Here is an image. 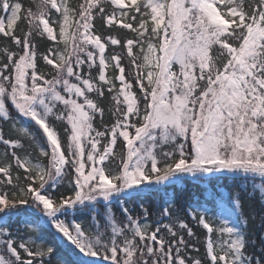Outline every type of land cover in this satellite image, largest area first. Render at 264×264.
Returning a JSON list of instances; mask_svg holds the SVG:
<instances>
[{
  "label": "snow or ice",
  "instance_id": "obj_1",
  "mask_svg": "<svg viewBox=\"0 0 264 264\" xmlns=\"http://www.w3.org/2000/svg\"><path fill=\"white\" fill-rule=\"evenodd\" d=\"M0 264H264V0H0Z\"/></svg>",
  "mask_w": 264,
  "mask_h": 264
},
{
  "label": "trees",
  "instance_id": "obj_2",
  "mask_svg": "<svg viewBox=\"0 0 264 264\" xmlns=\"http://www.w3.org/2000/svg\"><path fill=\"white\" fill-rule=\"evenodd\" d=\"M25 3H27V0H25ZM228 183H229V182H228L227 180L224 181L225 186H227ZM189 189H190V191L192 192V195H189V193L186 191V192L183 193V195H184L186 198H188V199H192L193 196H194V197H196V198L204 199V196L202 195V192H203L202 189H199V188H197V189H191V186H189ZM213 190H214V189H209L208 191L211 192V191H213ZM177 191H178V194H179V189H178ZM200 235H201V238L203 239V238H204L203 233H200ZM201 251H203V248H201ZM93 259H95V258H93Z\"/></svg>",
  "mask_w": 264,
  "mask_h": 264
}]
</instances>
